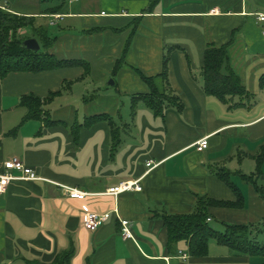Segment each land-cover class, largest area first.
<instances>
[{"label": "crops", "instance_id": "obj_1", "mask_svg": "<svg viewBox=\"0 0 264 264\" xmlns=\"http://www.w3.org/2000/svg\"><path fill=\"white\" fill-rule=\"evenodd\" d=\"M78 2L64 0L58 14L46 15L59 2L31 13L0 1L11 13L34 17L37 26L63 24L52 34L47 31L54 40L48 52L89 68L88 73L73 66L0 78V171L16 158L50 181L13 182L0 194V264H51L67 251L72 252L69 264H262L263 258L240 256L214 241L206 257L192 258L186 242L169 243L158 215H190L198 196L235 202L214 174L224 170L242 194L243 208L211 207L208 222L217 221L219 232L223 224H258L252 236L264 242V158L256 179L260 192L240 177L257 174L255 157L264 152V22L257 20L264 15V0H158L152 5L151 0H82L74 7ZM88 4L93 8L85 9ZM25 32L30 35L28 29L19 35ZM208 45H229V67L247 99L223 104L203 91L200 69ZM165 51L170 92L182 104L180 112L164 107L157 115L140 102L121 113L116 97L102 95L104 80L111 77L115 81L109 86H119L131 100L147 94L135 69L146 77L160 74ZM58 92L43 107L53 124L46 125L43 115L23 122L22 97L44 99ZM91 92L96 102L86 96ZM238 103L242 106L230 108ZM99 116L109 120H91ZM205 137L208 146L199 152L194 144ZM124 181H139L141 191L116 198L104 194ZM57 185L88 196L70 199ZM85 212L110 218L88 231L82 224ZM122 220L129 222L130 240L121 237Z\"/></svg>", "mask_w": 264, "mask_h": 264}, {"label": "trees", "instance_id": "obj_2", "mask_svg": "<svg viewBox=\"0 0 264 264\" xmlns=\"http://www.w3.org/2000/svg\"><path fill=\"white\" fill-rule=\"evenodd\" d=\"M41 3L59 2L54 8L44 11L43 14H58L64 4V0H39ZM158 0H151V5ZM28 29L30 38L36 39L40 46L38 52H31L22 47V42L28 37L22 38L19 31ZM54 44V40L47 34V28L35 25V18L28 16H20L7 10L0 9V78L15 73H40L44 71L55 70L58 68L81 66L85 73L89 68L82 61H61L55 58L48 50ZM229 45L216 47L208 45L203 53V65L200 69V75L203 81V91L215 97L223 104H229L233 98L241 101L247 99L249 94L245 90L242 82L229 67L228 49ZM121 60L117 61L113 74H116ZM140 80L148 88V93L138 95L132 98L131 106L134 110L138 103H143L147 108L155 114L160 115L166 108H175L176 111L182 110V104L179 99L170 92L168 83V58L163 57L161 73L154 77H146L140 71L135 69ZM51 93L44 99L34 96L22 97L20 105L27 110V115L23 122L28 120H42V115L46 125L53 124L47 117V113L43 111V107L59 94ZM242 106L241 103L234 104L232 107ZM44 112V113H43ZM107 119L105 116L94 117L91 120L96 121ZM112 125V124H111ZM78 126H73V131ZM114 139V131H112ZM264 158L262 151L256 155L257 174L251 176L240 175L241 179L247 183H251L258 189L256 179L260 174L259 167ZM215 176L223 182L235 195V202H220L209 199L207 197H197L195 210L190 215H169L165 212L158 215L167 230L169 243H178L184 241L188 245V254L192 258L206 257L208 254L209 242L214 241L219 246H224L240 256L259 257L264 259V242L256 240L252 236L259 225H229L223 224L222 232L216 231L209 226L208 209L211 207L223 208H243V196L234 183L230 179V174L224 170H216ZM260 192V190L258 189ZM262 194V193H261ZM264 200V195H261ZM72 252L67 251L58 254L51 264H69ZM26 264H43L39 261H26ZM264 264V262L262 263Z\"/></svg>", "mask_w": 264, "mask_h": 264}, {"label": "built area", "instance_id": "obj_3", "mask_svg": "<svg viewBox=\"0 0 264 264\" xmlns=\"http://www.w3.org/2000/svg\"><path fill=\"white\" fill-rule=\"evenodd\" d=\"M1 10H7V6L0 4ZM257 20L260 22H264V15L259 14L257 15ZM262 34L264 35V29ZM197 151L201 152L205 150L208 146L207 137L197 141L194 144ZM150 164H147V167L150 168ZM47 182L50 183V181H47L46 179H43L39 177L35 171H33L31 168L26 167L20 160L14 158L8 161H5L2 165V171H0V194L4 193L7 186L10 183L13 182ZM60 187L65 195L70 199L75 200H84L88 194L83 193L79 191L76 188L67 187V186H61ZM141 187L139 185V181H124L121 182L113 187H110L106 190L104 193L105 195L111 196V197H118V195L123 193H129V192H140ZM110 218L109 213L105 214H97L95 212H85L82 214V224L84 228L88 231H94L98 227H100L103 223H105ZM209 221V220H208ZM121 224V237L123 240H130L132 239V234L130 231V225L128 221H120ZM182 259H186L185 255H181Z\"/></svg>", "mask_w": 264, "mask_h": 264}, {"label": "rangeland", "instance_id": "obj_4", "mask_svg": "<svg viewBox=\"0 0 264 264\" xmlns=\"http://www.w3.org/2000/svg\"><path fill=\"white\" fill-rule=\"evenodd\" d=\"M0 1L4 2L5 0H0ZM6 1L9 2V8L11 10H19V11H22V12H31V13L32 12L34 13V12H37V11H40V10H43V9H45L47 7H51L52 6L51 3H36V0H6ZM82 4H83L82 0H79L78 3L74 4V7L75 6L76 7L77 6H82ZM87 8L90 9V8H93V6L89 5V4H88V6L85 5V9H87ZM61 25H63V24H59V26L52 27V26L46 24V28H47V31L50 34H52V32L55 31V30L57 31L58 28L61 27ZM134 25L135 24H131V27L134 26ZM129 29H130V26H128L127 28H125L123 30H120L118 34H121V33L125 32L126 30H129ZM113 34H115V33L113 32ZM30 35H29V33L25 32V33L21 34L20 36L22 38H24V37H26V36L28 37ZM168 54L169 53L167 51H165L164 55L169 60L170 56ZM139 80H140V78H139ZM110 81H115V78L111 77V78H108V79L104 80V83L102 85V93H103L102 95L116 97L118 99V104H119L118 105V109H119V111H121V113L127 112L128 110H130V105H131L130 97H127L124 94L121 95L118 92V91H120L118 89L119 86L118 87L109 86ZM116 81H117V79H116ZM141 84H142V82H141ZM144 87L146 88V86H144ZM146 89L148 91V88H146ZM76 90H78V92L76 94H79L81 92V89H77L76 88ZM122 90H124V87H123ZM89 95H93L94 96V97L93 96L91 97V99L94 102H96V100H98V97H97L96 93L91 92V93L86 94V96H89ZM74 99H75V96H74ZM76 99H77V95H76ZM77 101H80V100H77ZM77 103L80 105L79 102H77ZM209 226L212 229L216 230V231L219 230L217 221H215V220H213L211 223H209Z\"/></svg>", "mask_w": 264, "mask_h": 264}, {"label": "water", "instance_id": "obj_5", "mask_svg": "<svg viewBox=\"0 0 264 264\" xmlns=\"http://www.w3.org/2000/svg\"><path fill=\"white\" fill-rule=\"evenodd\" d=\"M22 47L31 52H38L40 50V46L38 42L36 41V39L34 38H29V39L24 40L22 42Z\"/></svg>", "mask_w": 264, "mask_h": 264}]
</instances>
